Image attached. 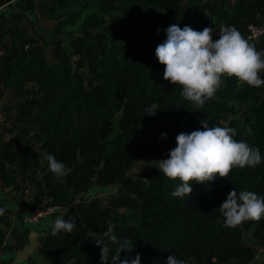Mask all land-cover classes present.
<instances>
[{
	"label": "trees",
	"instance_id": "obj_1",
	"mask_svg": "<svg viewBox=\"0 0 264 264\" xmlns=\"http://www.w3.org/2000/svg\"><path fill=\"white\" fill-rule=\"evenodd\" d=\"M12 1L0 0V13ZM184 1L40 0V16L53 22L48 56L22 10L12 18L0 16V96L8 90L19 104L13 114L3 113L13 107L10 102L0 104V193L19 190V177H28L37 202L46 201L40 208L56 207L45 221L59 211L62 218L77 219L72 233L53 235L52 223L40 230L37 253L45 264H105L95 240L109 220L118 236L134 244L129 256L139 252L141 264H164L173 252L187 264H264V257L255 263L257 249L264 252V218L225 228L219 212L232 189L264 196V161L234 167L213 181H192V192L183 197L170 195L179 181L156 164L140 176L128 174L144 158H167L175 136L202 129L201 122L235 127V139L264 156V85L225 76L215 98L197 109L180 95L181 86L163 78L165 66L155 47L165 32L149 45L151 30L178 13ZM262 20L264 0H197L182 9L177 24L196 30L234 25L247 39L248 24ZM249 42L264 49V35ZM153 102L157 113L146 115ZM45 153L65 163L66 177H53ZM93 185L117 188L103 203L82 197ZM0 206L6 207L0 216L1 248L11 223L1 195ZM245 231L251 243L244 240ZM115 251L112 245L109 256Z\"/></svg>",
	"mask_w": 264,
	"mask_h": 264
},
{
	"label": "clouds",
	"instance_id": "obj_2",
	"mask_svg": "<svg viewBox=\"0 0 264 264\" xmlns=\"http://www.w3.org/2000/svg\"><path fill=\"white\" fill-rule=\"evenodd\" d=\"M161 29H157L159 33ZM165 39L155 47V56L163 64V78L169 83L181 86L180 95L202 108L206 101L214 99L221 87L223 77H236L253 87L264 85V49L257 50L234 25L205 26L196 30L185 24L182 28L173 23L164 29ZM213 33L218 35L213 39ZM159 109L153 102L145 107L146 115H155ZM203 128L190 132L180 131L175 136V147L169 150L167 158L159 159L158 169L166 177L178 180L172 197H183L192 192V181L196 183L213 181L217 174L227 177L234 168L256 167L262 161L260 149L250 146L246 140H237L235 127L209 125L201 122ZM167 133L161 132L160 138ZM47 167L57 180L68 175L63 161L54 154L45 153ZM6 212L0 206V216ZM225 228H235L249 220L264 218V196L251 190L232 189L226 199L219 204ZM103 236L95 240L101 245V261L111 264H141V254L135 252L129 238H121L114 229L116 224L107 221ZM75 216L57 217L51 226L53 235L63 232L72 233L76 227ZM112 245L115 254L109 256ZM122 250H127L124 256ZM157 264L159 262L157 261ZM164 264H187L174 252L168 255Z\"/></svg>",
	"mask_w": 264,
	"mask_h": 264
},
{
	"label": "rangeland",
	"instance_id": "obj_3",
	"mask_svg": "<svg viewBox=\"0 0 264 264\" xmlns=\"http://www.w3.org/2000/svg\"><path fill=\"white\" fill-rule=\"evenodd\" d=\"M38 1L40 0H14L2 8L0 16L4 15V16H7V18H12L15 15V13L18 12V10H22V12H24L26 16L30 20H32L34 27L40 33L42 37L41 43L44 46L46 56H48L50 45H51L50 40H51V31L53 27V22L45 20L40 16L38 8H37ZM195 1L197 0H185L183 3V8L188 3L195 2ZM182 9L173 16L166 15L165 20L151 30L149 45L154 43L160 37L161 33L164 31V29L168 25H171L173 23L177 24L180 18V13ZM23 20L24 18H22L21 21ZM158 28L161 29L159 33H157ZM7 102H10L9 104L10 105L12 104L13 107L9 108L8 106V108L5 111H3V113L4 114L15 113L16 108L19 105L18 98L15 95H13L12 92L5 90L3 95L0 96V104L1 106H3ZM115 131H116V127H115ZM159 159H162V158L160 157L144 158L138 163H136L134 166H132L128 170V174L132 175L133 177L140 176L143 170H145L147 167L154 165V164L158 165ZM18 183H19V190H15L10 187L4 188L2 192L0 193V195L4 198V200L6 201L8 205L12 207L15 206L16 210H14L13 208V210H11L10 212L11 221L13 222L14 220L13 217L15 216L16 213H18V215L21 216L22 218L20 222L27 224L28 228L30 226V229L32 228L35 229L37 231V235H35L34 233H32V235L34 238H37V240H39L40 235H41L40 230L42 228L46 230L50 225L49 223H53L55 218L62 217L63 212L59 211L58 213H55L54 215L51 216V219H47V221H45L46 218L44 217V218H41L39 222L31 223V221H28L27 217L30 215V213L33 211L34 208L45 205L46 201L39 197V201L37 202L36 198L34 197L36 193V189L34 188L33 185L30 184L28 177H19ZM116 188L117 186L115 185L114 186L109 185V186H104V187L93 185L86 193L82 195V197H87V198L97 197V198H100L103 201V203H106V201L114 194ZM16 199H18V204L15 203ZM20 222L14 223L15 224L14 226H19L21 224ZM13 230H16V227ZM24 231H25V227L17 230V233H23ZM244 240L246 242H250V243L252 242V236L250 235V231L244 232ZM35 241L36 240H31L30 245L26 248V250L30 252L29 255H34V256L36 255V251L33 248L35 245ZM37 256H38L37 260L39 264H45L44 261L39 257L38 253H37ZM256 256L257 257H256L255 263H257L258 260L264 257V252L261 248L257 249Z\"/></svg>",
	"mask_w": 264,
	"mask_h": 264
},
{
	"label": "crops",
	"instance_id": "obj_4",
	"mask_svg": "<svg viewBox=\"0 0 264 264\" xmlns=\"http://www.w3.org/2000/svg\"><path fill=\"white\" fill-rule=\"evenodd\" d=\"M15 203L18 204V199L15 200ZM8 206L10 210H13V208L14 210H16L15 206L14 207L10 205ZM13 219H14L13 222L11 221L9 228L7 229L6 242L0 248V264H23V263L27 264L31 262H37L39 264L37 260L38 257L37 247L39 244V240H37V238H34L32 235V233L37 235V231L33 228L30 229V226L28 228L27 224L20 222L22 218L21 216L18 215V213L15 214ZM17 222H20L21 224L19 226H14L15 225L14 223ZM15 227L16 230H13ZM24 227H25V231L23 233H17V230ZM31 240H36L35 245L33 247L34 250L36 251V255H35L36 257L34 255H29L30 252L26 250V248L30 245Z\"/></svg>",
	"mask_w": 264,
	"mask_h": 264
},
{
	"label": "built area",
	"instance_id": "obj_5",
	"mask_svg": "<svg viewBox=\"0 0 264 264\" xmlns=\"http://www.w3.org/2000/svg\"><path fill=\"white\" fill-rule=\"evenodd\" d=\"M248 40H256L257 38L264 35V20L259 23H249L248 26ZM1 53V51H0ZM2 114L0 112V119L2 120ZM56 207L48 206L46 208L36 207L28 216V220L31 222H38L41 218L46 217L47 215L53 213Z\"/></svg>",
	"mask_w": 264,
	"mask_h": 264
}]
</instances>
